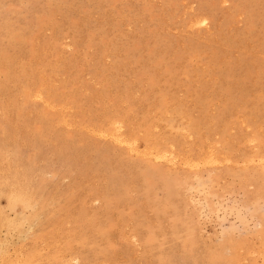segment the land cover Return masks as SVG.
I'll return each mask as SVG.
<instances>
[{"label": "rangeland", "instance_id": "374dc122", "mask_svg": "<svg viewBox=\"0 0 264 264\" xmlns=\"http://www.w3.org/2000/svg\"><path fill=\"white\" fill-rule=\"evenodd\" d=\"M32 263L264 264V0H0V264Z\"/></svg>", "mask_w": 264, "mask_h": 264}, {"label": "bare ground", "instance_id": "6f19581e", "mask_svg": "<svg viewBox=\"0 0 264 264\" xmlns=\"http://www.w3.org/2000/svg\"><path fill=\"white\" fill-rule=\"evenodd\" d=\"M46 103H47V102H46ZM47 105H49V104H47ZM47 105H46V106H47ZM64 121H65V120H64ZM63 124H64V123H63ZM66 124H67V123H66ZM89 133H90V132H89ZM91 133H92V132H91ZM120 141H121V140H120ZM131 145H132V144H131ZM130 147H131V146H130ZM148 150H149V149H148ZM213 150H214V149H213ZM137 153H138V152H137ZM140 154H141V153H140ZM149 154H150V153H149ZM158 155H159V153H158ZM141 156H142V155H141ZM150 156H151V155H150ZM202 159H203V158H202ZM185 160H186V159H185ZM185 160H184V161H185ZM23 162H24V161H23ZM192 167H193V166H192ZM17 172H18V171H17ZM3 183H4V182H3ZM16 184H17V183H16ZM17 187H18V186H17ZM10 191H11V190H10ZM10 193H11V192H10ZM21 194H23V193H21ZM14 195H15V194H14ZM16 195H17V194H16ZM16 195H15V196H16ZM15 196H14V198H13V195H12L11 198H13V199H18V200H19V197L16 196V197H17V198H16ZM20 199H21V198H20ZM24 199H25V198H24ZM11 201H13V200L11 199ZM13 203H14V202H13ZM10 206H11V205H10ZM10 206H9V207H10ZM18 222H19V221H18ZM74 250H75V249H74ZM1 252H2V251H1ZM60 253H61V252H60ZM48 255H49V254H48ZM1 256H2V255H1ZM18 259H19V258H18ZM61 259H62V258H61ZM63 259H64V257H63ZM35 260H36V259H35ZM64 261H65V259H64ZM105 261H106V260H105ZM19 262H20V261H19ZM106 263H107V262H106ZM32 264H33V263H32Z\"/></svg>", "mask_w": 264, "mask_h": 264}]
</instances>
